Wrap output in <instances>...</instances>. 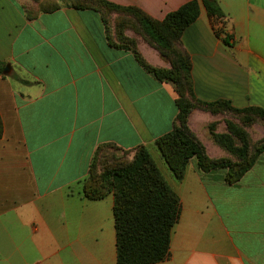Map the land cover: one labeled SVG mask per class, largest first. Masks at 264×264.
I'll use <instances>...</instances> for the list:
<instances>
[{
  "label": "crops",
  "instance_id": "0c3cea01",
  "mask_svg": "<svg viewBox=\"0 0 264 264\" xmlns=\"http://www.w3.org/2000/svg\"><path fill=\"white\" fill-rule=\"evenodd\" d=\"M49 1L0 0L8 67L0 75V264H117L114 195L83 193L109 144L157 154L180 197L170 256L154 264H264V151L235 182L224 169L203 172L195 158L176 179L156 146L179 113L172 85L113 45L120 13L60 0L43 10ZM108 1L161 20L190 0ZM217 2L223 16L202 4L180 37L193 92L264 109V0ZM135 30L124 34L156 64L157 50Z\"/></svg>",
  "mask_w": 264,
  "mask_h": 264
},
{
  "label": "trees",
  "instance_id": "16d2710c",
  "mask_svg": "<svg viewBox=\"0 0 264 264\" xmlns=\"http://www.w3.org/2000/svg\"><path fill=\"white\" fill-rule=\"evenodd\" d=\"M60 1L76 8L96 7L107 12L120 13L121 16L117 19L116 26L119 42L113 45L132 49L141 64L160 81H164L162 70L153 67L143 58L135 41L124 34L125 28L133 21L137 24L136 30L143 33L150 42L159 48L170 49L172 46L170 37L176 36L180 40L184 29L199 17L202 4L210 15L223 16V11L217 0H190L177 10L168 13L162 22L155 20L138 7L122 6L108 0ZM60 5L61 3L58 1L50 0L48 3L42 4V9L53 11ZM161 26L163 27L161 28ZM161 29L168 31L162 32ZM177 58L180 73L181 71L188 72L191 91L197 102L206 106L225 105L237 112L255 109L264 118V109L260 107L238 108L233 106L229 100L203 101L198 99L193 92L192 64L189 55L181 50ZM4 67L5 63L0 61V75L4 74ZM176 102L179 113L174 128L156 141V146L176 179L181 180L185 176L190 160L197 157L198 166L202 170L230 168L227 181L235 182L253 166L257 155L264 151V145H262L258 148L255 156L247 163L240 165L236 172L233 169V164L229 161L209 159L201 144L188 134L181 124L187 103H182L179 98ZM110 147L118 149L112 144L99 149L98 157H95L89 176L84 182L83 193L89 198H101L110 193L114 195L117 264H154L164 261L170 256L171 235L181 215L180 197L168 184L146 146L138 147L134 151L130 163L121 166L116 164L118 162H115V155ZM237 151L242 157L247 152L245 147ZM113 161L114 165L108 167L111 169L102 174L104 183L91 182L93 171L99 163L104 165ZM105 187L106 190L103 191Z\"/></svg>",
  "mask_w": 264,
  "mask_h": 264
},
{
  "label": "rangeland",
  "instance_id": "374dc122",
  "mask_svg": "<svg viewBox=\"0 0 264 264\" xmlns=\"http://www.w3.org/2000/svg\"><path fill=\"white\" fill-rule=\"evenodd\" d=\"M165 18V17H164ZM163 18V19H164ZM119 19V18H118ZM163 19H155L162 22ZM163 26H161L162 28ZM137 24L131 22L129 26L126 27L127 30H135ZM162 30V29H161ZM136 31V30H135ZM168 30L162 32H167ZM137 32V31H136ZM143 41L150 44L153 48L157 50V63L153 64L143 58L153 67L158 70H162V76L165 82L170 83L176 92L177 99L183 103H187V109L185 116L181 119V124L188 134L193 136L203 147L205 155L211 160H226L229 161L234 166V171L251 160L255 156L259 147L264 145V118L255 110H248L243 112H237L225 105L220 106H206L202 103L197 102L191 91V85L188 78L187 71H179L178 65V55L183 50L180 40L176 36H171V48L164 49L159 48L150 42L146 36L141 33ZM169 36V34H168ZM136 43L138 47V39L130 37ZM176 71V72H174ZM245 147L246 155L242 157L237 150ZM111 151L115 155V162L117 161L120 166L127 165L130 163L131 158L134 153L119 150L116 148H111ZM157 151L163 158L161 151L157 147ZM151 153V152H150ZM261 154V153H260ZM258 154L257 156H259ZM113 155V156H114ZM152 158L157 163L159 156L157 154H152ZM196 159L198 163V158ZM258 158V157H257ZM191 159V160H192ZM110 162L108 164L102 165L99 163L97 168L93 171V181L101 184L104 183L102 174L111 169L108 168L113 166L114 163ZM112 164V165H109ZM102 165V166H101ZM232 167V166H231ZM201 169V168H200ZM224 169L227 176L230 172V168H214L209 171L202 170L203 172H210L212 170H222ZM106 190V187L103 191Z\"/></svg>",
  "mask_w": 264,
  "mask_h": 264
},
{
  "label": "water",
  "instance_id": "95a60500",
  "mask_svg": "<svg viewBox=\"0 0 264 264\" xmlns=\"http://www.w3.org/2000/svg\"><path fill=\"white\" fill-rule=\"evenodd\" d=\"M7 70H8V67H6V68L4 69V72H7Z\"/></svg>",
  "mask_w": 264,
  "mask_h": 264
}]
</instances>
